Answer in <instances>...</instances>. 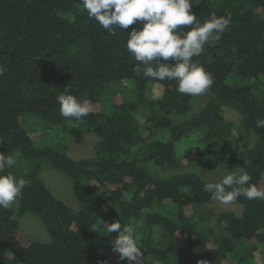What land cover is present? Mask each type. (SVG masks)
<instances>
[{"label":"trees","instance_id":"trees-1","mask_svg":"<svg viewBox=\"0 0 264 264\" xmlns=\"http://www.w3.org/2000/svg\"><path fill=\"white\" fill-rule=\"evenodd\" d=\"M192 11L201 23L232 19L219 43L193 57L213 84L189 114L193 96L176 81L144 77L127 51V33L142 22L112 35L81 0H0V152L17 162L6 171L31 181L15 207L0 209V264H129L112 250L118 233L104 235L100 220L136 227L143 264H264V199L238 198L239 214L215 211L203 185L219 179L163 171L196 159L240 161L264 189V128L256 127L264 119V0H199ZM65 89L88 102V116L60 114ZM27 114L41 125L26 128ZM50 126L76 143L93 132L95 155L36 144ZM42 162L70 179L77 208L46 187ZM24 213L45 224L50 242L24 235Z\"/></svg>","mask_w":264,"mask_h":264},{"label":"clouds","instance_id":"clouds-1","mask_svg":"<svg viewBox=\"0 0 264 264\" xmlns=\"http://www.w3.org/2000/svg\"><path fill=\"white\" fill-rule=\"evenodd\" d=\"M198 3L199 0H81L88 17L109 34L115 35L116 28L125 31L130 25L142 22L127 33L126 49L143 65V76L176 81L179 93L193 97L203 95L213 84L211 74L193 57L200 56L205 45L219 43L232 19L230 15L219 16L201 23L192 11L193 5ZM184 27L189 30L182 31ZM170 59L175 62L169 63ZM5 71L0 65V76ZM56 100L65 118L80 120L91 112L88 102L79 101L67 89ZM256 127L264 128V119L257 120ZM16 163L12 155L0 152V209H8L31 183L6 171ZM203 190L222 205L233 204L240 197L264 199V189L251 183L250 174L240 166L217 181L205 182ZM100 228L104 235L118 233L111 240V246L121 261L143 264V251L138 245L134 225L122 224L120 220L111 223L100 220Z\"/></svg>","mask_w":264,"mask_h":264},{"label":"rangeland","instance_id":"rangeland-1","mask_svg":"<svg viewBox=\"0 0 264 264\" xmlns=\"http://www.w3.org/2000/svg\"><path fill=\"white\" fill-rule=\"evenodd\" d=\"M126 83L129 84L128 81H126ZM209 95V92L206 91V93L201 96L193 97L189 114L197 111L198 108L207 101ZM226 117L237 123L234 114L226 113ZM41 123L42 119L38 115L27 114L24 117V126L26 128H38ZM43 132L42 138L36 141V144L38 145H50L60 151L63 150L72 158L92 157L95 155L94 143L97 138L93 132L86 133L82 143L74 142L59 126L44 127ZM187 143L188 140L183 139L178 143V146L181 147V149L186 148L185 145ZM14 154L16 155V153ZM239 166L242 167V162L240 161H231L229 164H220L210 160L196 159L194 161L179 163L177 166L165 167L163 171L165 174L193 171L204 178L220 179L222 175L235 170ZM39 177L55 196L62 199L72 208L78 207V201L72 191L71 181L66 175L54 171L46 162H42L39 169ZM12 205L15 207L16 201ZM211 207L215 211L229 209L236 214H239L242 206L237 203L222 205L218 201H214L211 204ZM18 225L24 235L32 240L48 241L50 239L45 224L37 216L30 213H24L18 217Z\"/></svg>","mask_w":264,"mask_h":264}]
</instances>
